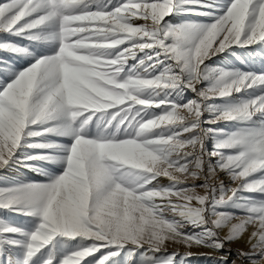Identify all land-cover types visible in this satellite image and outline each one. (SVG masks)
I'll list each match as a JSON object with an SVG mask.
<instances>
[{
  "label": "snow or ice",
  "instance_id": "obj_1",
  "mask_svg": "<svg viewBox=\"0 0 264 264\" xmlns=\"http://www.w3.org/2000/svg\"><path fill=\"white\" fill-rule=\"evenodd\" d=\"M232 48L264 66V0H0L30 58L0 56V264H264V67L206 63Z\"/></svg>",
  "mask_w": 264,
  "mask_h": 264
},
{
  "label": "rangeland",
  "instance_id": "obj_2",
  "mask_svg": "<svg viewBox=\"0 0 264 264\" xmlns=\"http://www.w3.org/2000/svg\"><path fill=\"white\" fill-rule=\"evenodd\" d=\"M171 23L173 24H180L182 20L184 19H190L192 21H195L197 23H209L210 19L208 17H180L176 16L175 18L169 17L168 18ZM0 56H4L5 58L9 59L10 62L15 63L18 67H27L28 62L30 60L29 57L26 56H19L13 60L9 54L6 53H0ZM252 56V50L247 49V48H232L224 53H220L218 56L212 57L211 60L206 61V63L210 66L213 67H220L223 68L225 66H232L235 68H239L244 71H248L249 69H246L243 64L245 63L246 65H249L254 68V70H260L262 66L259 61H256V63L250 64L249 60L247 57ZM254 58V57H253ZM257 65V66H256ZM186 95L191 98L192 94L191 93H186ZM218 127H225V125L221 124L218 125ZM207 147L211 149L212 147V141L209 140L207 142ZM38 164V169H28L24 168L20 170L19 176H16V170L12 169L11 170V177L13 180L15 179H23L25 181H43L46 179L44 175L40 173V169L47 170L49 172L53 171H59L60 166L57 164H45V163H37ZM163 183H167L166 180H162ZM29 218L28 217H22V218H14L11 222L18 223L23 225L25 221H27ZM227 233V229L221 231L219 235L223 238ZM248 237L245 236L243 239L236 241V242H231L228 243L230 247H232V250L229 249H223V252H227V254L232 258H236V252L239 251H248L249 250V245H248ZM172 250H178L181 253H184L186 251L192 252L194 255L189 259L188 264H216L215 258L222 253L216 252L211 248L207 247H192L191 249H186L183 246L176 245L173 242H169V251Z\"/></svg>",
  "mask_w": 264,
  "mask_h": 264
},
{
  "label": "bare ground",
  "instance_id": "obj_3",
  "mask_svg": "<svg viewBox=\"0 0 264 264\" xmlns=\"http://www.w3.org/2000/svg\"><path fill=\"white\" fill-rule=\"evenodd\" d=\"M243 66H245L246 67V69H249V70H254V68L253 67H251V66H249V65H246L245 63L243 64ZM257 66V65H256ZM248 70V71H249ZM38 163V162H37ZM39 163H43V162H39ZM31 170H33L34 171V169H31Z\"/></svg>",
  "mask_w": 264,
  "mask_h": 264
},
{
  "label": "trees",
  "instance_id": "obj_4",
  "mask_svg": "<svg viewBox=\"0 0 264 264\" xmlns=\"http://www.w3.org/2000/svg\"><path fill=\"white\" fill-rule=\"evenodd\" d=\"M225 249L232 250L233 248H232V247H230V246L227 244Z\"/></svg>",
  "mask_w": 264,
  "mask_h": 264
}]
</instances>
